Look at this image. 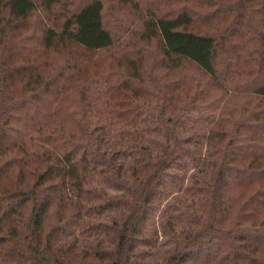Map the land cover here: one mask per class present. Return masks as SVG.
<instances>
[{
	"label": "trees",
	"instance_id": "16d2710c",
	"mask_svg": "<svg viewBox=\"0 0 264 264\" xmlns=\"http://www.w3.org/2000/svg\"><path fill=\"white\" fill-rule=\"evenodd\" d=\"M108 1L0 0V264H264V0Z\"/></svg>",
	"mask_w": 264,
	"mask_h": 264
},
{
	"label": "rangeland",
	"instance_id": "374dc122",
	"mask_svg": "<svg viewBox=\"0 0 264 264\" xmlns=\"http://www.w3.org/2000/svg\"><path fill=\"white\" fill-rule=\"evenodd\" d=\"M116 17H118V18H116ZM120 17H122V10L119 8V6L113 0H109L106 4V19H105L108 26L112 27V26L118 24L119 20L121 19ZM148 48H149L150 54L153 56L154 55V52H153L154 44L151 42L149 44ZM163 91H164V87H163ZM190 106L193 109H197V110H199V108H200L199 104H197V103H193V104L191 103L187 107L190 108ZM143 108H146V107H143ZM150 121L152 124V118H150V119L147 118L145 120V122H150ZM115 160H116V162H119V164H121V167H123L124 164L129 160V156H116ZM114 192H117V191H114ZM71 237L74 238V240H73L74 246H76V247L82 246L83 242H81L82 239H81L79 234L77 235V237H73V236H71ZM95 238H99L101 241H104V239L100 238V236H96ZM141 260H146V258L139 257L138 261H141Z\"/></svg>",
	"mask_w": 264,
	"mask_h": 264
}]
</instances>
